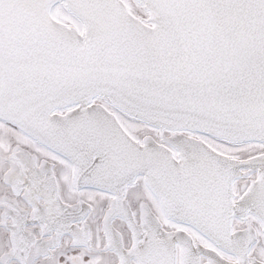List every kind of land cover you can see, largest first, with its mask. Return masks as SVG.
<instances>
[{"label":"snow or ice","instance_id":"1","mask_svg":"<svg viewBox=\"0 0 264 264\" xmlns=\"http://www.w3.org/2000/svg\"><path fill=\"white\" fill-rule=\"evenodd\" d=\"M0 264H264V0H0Z\"/></svg>","mask_w":264,"mask_h":264}]
</instances>
